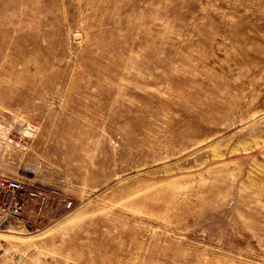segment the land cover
<instances>
[{"label":"rangeland","instance_id":"obj_1","mask_svg":"<svg viewBox=\"0 0 264 264\" xmlns=\"http://www.w3.org/2000/svg\"><path fill=\"white\" fill-rule=\"evenodd\" d=\"M0 175V264H264V0H0Z\"/></svg>","mask_w":264,"mask_h":264},{"label":"built area","instance_id":"obj_2","mask_svg":"<svg viewBox=\"0 0 264 264\" xmlns=\"http://www.w3.org/2000/svg\"><path fill=\"white\" fill-rule=\"evenodd\" d=\"M40 192L31 189L20 178L0 175V213L5 219L8 217H24L26 210L34 200L37 201L39 211L43 212L42 202L46 197L42 192V195H40ZM71 203V201H68L66 205L70 206Z\"/></svg>","mask_w":264,"mask_h":264},{"label":"bare ground","instance_id":"obj_3","mask_svg":"<svg viewBox=\"0 0 264 264\" xmlns=\"http://www.w3.org/2000/svg\"><path fill=\"white\" fill-rule=\"evenodd\" d=\"M212 81V80H211ZM217 92V91H216ZM215 95V94H214ZM217 103V102H216ZM218 104V103H217Z\"/></svg>","mask_w":264,"mask_h":264}]
</instances>
